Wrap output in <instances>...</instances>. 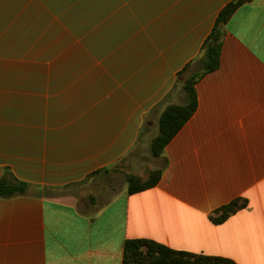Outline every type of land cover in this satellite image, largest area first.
Wrapping results in <instances>:
<instances>
[{
  "label": "crops",
  "instance_id": "1",
  "mask_svg": "<svg viewBox=\"0 0 264 264\" xmlns=\"http://www.w3.org/2000/svg\"><path fill=\"white\" fill-rule=\"evenodd\" d=\"M232 1L151 0L152 42L127 46L143 54L122 60L115 82L0 76V179L32 186L0 197V264H123L129 239L264 264V0L224 26L219 68L199 80L196 111L154 157L155 187L129 194L125 185L95 203L60 191L151 143L165 107L185 104L172 90L178 74ZM236 199L247 206L214 223Z\"/></svg>",
  "mask_w": 264,
  "mask_h": 264
},
{
  "label": "rangeland",
  "instance_id": "2",
  "mask_svg": "<svg viewBox=\"0 0 264 264\" xmlns=\"http://www.w3.org/2000/svg\"><path fill=\"white\" fill-rule=\"evenodd\" d=\"M30 1L0 0V76H90L106 82L120 74L122 60L143 54L128 51V45L152 42L151 0ZM113 30L119 35L112 36ZM178 81L172 90H182ZM158 164L151 143L138 146L108 172L60 191L95 203L128 185V176L148 180Z\"/></svg>",
  "mask_w": 264,
  "mask_h": 264
},
{
  "label": "trees",
  "instance_id": "3",
  "mask_svg": "<svg viewBox=\"0 0 264 264\" xmlns=\"http://www.w3.org/2000/svg\"><path fill=\"white\" fill-rule=\"evenodd\" d=\"M253 0H234L227 4L219 13L215 25L202 46L201 56L190 62L178 75L184 77L182 90L185 94V104L167 105L159 119L158 134L152 139L151 152L156 158L161 157L166 146L196 111L198 101L196 85L201 78L215 71L220 66L222 54L223 28L236 10ZM181 83L178 81V84ZM103 169L92 174L108 172ZM162 169L153 171L148 180L142 182L135 176L127 177L129 194H136L155 187L162 177ZM27 182L20 181L10 173L0 179V197L9 198L21 195L31 189ZM63 187L61 189H67ZM247 206V201L236 199L218 209L211 217L216 224L225 222L230 216ZM123 264H236L226 258L198 255L184 251L173 250L163 244L149 239H129L124 246Z\"/></svg>",
  "mask_w": 264,
  "mask_h": 264
}]
</instances>
